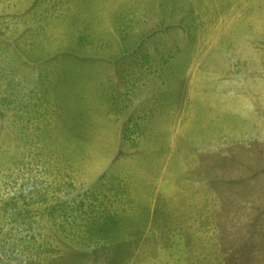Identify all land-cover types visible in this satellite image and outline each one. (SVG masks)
<instances>
[{
  "label": "rangeland",
  "instance_id": "obj_1",
  "mask_svg": "<svg viewBox=\"0 0 264 264\" xmlns=\"http://www.w3.org/2000/svg\"><path fill=\"white\" fill-rule=\"evenodd\" d=\"M0 264H264V0H0Z\"/></svg>",
  "mask_w": 264,
  "mask_h": 264
}]
</instances>
